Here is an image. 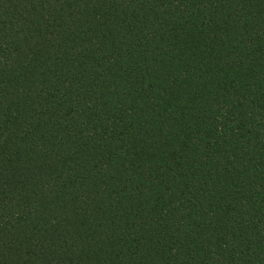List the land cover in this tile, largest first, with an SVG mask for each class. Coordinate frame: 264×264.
I'll list each match as a JSON object with an SVG mask.
<instances>
[{"label": "trees", "instance_id": "16d2710c", "mask_svg": "<svg viewBox=\"0 0 264 264\" xmlns=\"http://www.w3.org/2000/svg\"><path fill=\"white\" fill-rule=\"evenodd\" d=\"M0 264H264V0H0Z\"/></svg>", "mask_w": 264, "mask_h": 264}]
</instances>
